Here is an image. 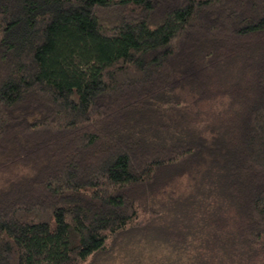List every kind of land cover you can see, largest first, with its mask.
<instances>
[{
	"label": "trees",
	"instance_id": "1",
	"mask_svg": "<svg viewBox=\"0 0 264 264\" xmlns=\"http://www.w3.org/2000/svg\"><path fill=\"white\" fill-rule=\"evenodd\" d=\"M0 264H264V0H0Z\"/></svg>",
	"mask_w": 264,
	"mask_h": 264
}]
</instances>
